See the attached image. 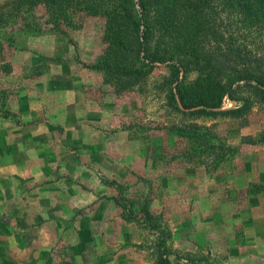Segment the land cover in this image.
Returning a JSON list of instances; mask_svg holds the SVG:
<instances>
[{"label":"rangeland","instance_id":"374dc122","mask_svg":"<svg viewBox=\"0 0 264 264\" xmlns=\"http://www.w3.org/2000/svg\"><path fill=\"white\" fill-rule=\"evenodd\" d=\"M50 10L42 2L0 23V130L14 133V155L0 156V178L7 167L13 177L2 193L11 203L0 204V264H154L156 235L148 230L138 242L129 225L109 218L128 224L118 203L87 202L95 183L108 180L121 204L137 209L149 195L150 211L162 213L172 233L170 264H264V143L257 140L264 110L256 105L243 119L183 117L160 88L163 64L132 88L106 83L93 67L104 47L102 18L78 14L58 32L46 22ZM237 105L225 96L220 109ZM171 125L197 132L185 137ZM217 142L234 152L219 160L220 150L209 147ZM69 196L77 199L72 218L62 217Z\"/></svg>","mask_w":264,"mask_h":264},{"label":"trees","instance_id":"16d2710c","mask_svg":"<svg viewBox=\"0 0 264 264\" xmlns=\"http://www.w3.org/2000/svg\"><path fill=\"white\" fill-rule=\"evenodd\" d=\"M42 2L51 6L46 22H53V31L62 32L60 23L73 24L78 14L102 18L104 47L93 67L106 83L132 88L163 64L168 76L160 88L168 106L183 117L243 119L256 105L264 110V47L256 42L264 44V0H6L0 3V23L12 11ZM192 71L198 75L191 80ZM225 96L238 105L220 109ZM170 129L185 137L197 132L180 125ZM257 140L264 143V129ZM217 144L209 147L220 150L219 160L224 151L234 152V146ZM141 195L137 209L117 200L123 219L156 235L160 250L154 264H170L165 243L171 232L163 214L150 211L149 195Z\"/></svg>","mask_w":264,"mask_h":264},{"label":"crops","instance_id":"0c3cea01","mask_svg":"<svg viewBox=\"0 0 264 264\" xmlns=\"http://www.w3.org/2000/svg\"><path fill=\"white\" fill-rule=\"evenodd\" d=\"M53 103H54V101H53ZM68 105L69 104H67L66 106H67V108H68ZM56 119V117L54 118V120ZM6 120V117H3V118H1L0 119V122H4ZM75 121V120H74ZM73 121V122H74ZM69 122H71V121H69ZM12 134H14L13 133V131H8V129H6V128H1V130H0V156H2V157H10V159H11V156H13L14 155V153L12 152V144H11V141H12ZM20 135H22V132L20 133ZM25 146H26V144H25ZM27 147V146H26ZM16 154V153H15ZM30 154V153H29ZM13 160H8V162H10V163H13L14 162V164H16L18 167H19V164H20V162H18L17 160H15V161H13ZM19 171H23V167L21 168V169H18V171H16V177H19V174L21 175V173L19 172ZM3 173H4V175L0 178V204H10L11 203V200L9 199V198H6L3 194L4 193H6L7 191H6V189H9L10 188V186H11V179L13 178L12 177V175H11V170H10V168L9 167H7V169H4L3 170ZM254 175V174H253ZM113 177V176H112ZM252 177V176H251ZM95 187H96V189H97V191L95 192V194H97L96 196H98V197H92L93 195L92 194H90L89 195V197H87V202L88 203H92L94 200H96L97 198H99V197H103V196H106V197H109V198H111L110 199V202L111 203H113V204H115L116 205V203H117V199H116V197H114L113 195H115V193H116V191L118 192V185H116L115 183H114V181L113 180H108V181H104V182H101V181H97L96 183H95ZM3 193V194H2ZM40 193H39V195L37 196L38 198L40 197ZM93 198V199H92ZM115 198V199H114ZM3 199V200H2ZM44 200V199H43ZM115 200H116V202H115ZM38 201H40V199H38L37 200V202ZM43 202V201H42ZM77 202V199H76V197H71V196H69V197H67V207H65L64 209H63V215H62V217L63 216H66V217H69V218H72L73 217V213L74 212H76V209L74 208V207H72V206H69V205H73L74 203H76ZM85 206V205H84ZM72 209H74V210H72ZM121 210V209H120ZM214 213V212H213ZM69 214H73V215H71V216H69ZM123 211L121 210L120 211V215H119V218H120V216H121V218H123ZM217 214V213H216ZM116 215V214H115ZM112 215V214H110L109 215V218L110 219H115V221H117V223L118 224H122V225H129L127 228L128 229H131V232L133 233V235H134V237H135V240L136 241H138V242H140L141 240L143 241V239H144V236H145V233H144V231L143 230H141L135 223H133V222H126V223H128V224H123V221H119V220H117L118 219V216L116 215ZM217 216H218V214H217ZM124 220V219H123ZM197 220H199V219H196V221ZM2 226H4V224L2 223ZM3 228V227H2ZM2 228H0V229H2ZM89 228H91V225H89ZM71 233V232H70ZM124 233V232H123ZM12 234H14V236H15V239H16V237L17 236H19V235H21V233H19V232H17L16 230L15 231H13V233ZM71 234H73L74 235V233H71ZM76 235V234H75ZM171 235H172V233H171ZM262 235H264V234H262ZM261 235V236H262ZM173 236H174V240H175V238L177 237V235H176V233L174 234L173 233ZM172 238V237H171ZM121 240H123V237H121L120 238ZM173 240V241H174ZM185 240V242H181V240H180V246H182V244H187L188 243V241H186V239H184ZM187 242V243H186ZM16 243H18V245L17 246H19L20 247V249H22V247L21 246H24L23 245V243H22V241L19 239V242L18 241H16ZM40 250H42V251H44L45 252V250H47V248L45 247L44 248V245L42 246V247H40ZM244 259L242 258V260H240V259H236V261H237V263L238 264H241V262L243 263L244 261H243Z\"/></svg>","mask_w":264,"mask_h":264}]
</instances>
